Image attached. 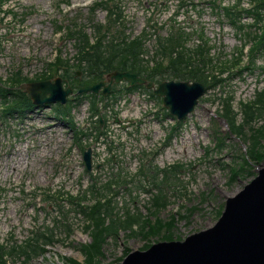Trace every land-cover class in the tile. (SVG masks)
Wrapping results in <instances>:
<instances>
[{"label": "rangeland", "instance_id": "374dc122", "mask_svg": "<svg viewBox=\"0 0 264 264\" xmlns=\"http://www.w3.org/2000/svg\"><path fill=\"white\" fill-rule=\"evenodd\" d=\"M106 1L110 8L121 5L124 10L120 23L113 24L114 33L118 30L116 36L130 41L143 31L152 38L151 33L167 37L171 32L181 34L187 30L190 34L182 36L181 41L182 47L189 48L184 52L186 57L196 59L191 52L205 41L216 64L220 59L227 61L223 73L221 69H209L216 75L223 74L220 76L226 82L208 91L178 127L174 117L166 115L161 98L156 99L158 108H148L147 93L142 92L109 102L100 108L99 115L107 121L103 125L107 134L104 140L82 137L76 141L71 131L72 122L79 126L87 117L88 101L63 107L73 108L68 121L60 119L53 105L37 115H15L6 120L0 111V240L5 264H88L83 246L94 242L88 227L98 217L85 215L84 209L76 206L78 201L69 199L71 194L84 196L85 205L102 203L105 208L101 218L108 225L113 221L124 224L116 236L106 239L103 255L93 263L123 264L132 252L147 251L148 246L161 242L184 241L213 228L227 200L240 194L263 167L264 160L253 155L255 132L251 128L264 130V112L248 124L251 112L242 109L241 103L253 102L255 94L264 90V52H258L257 64L246 63L242 73L245 63L228 69L235 62L231 55L243 44L248 46L246 34L253 31L246 27L240 35V25H233L219 9L237 5L235 0H0V78L6 80L13 72H20L22 77L34 79L46 72L47 64L57 54L71 60L72 70L78 71L81 78L82 72L75 68L78 42L69 34L82 30L94 38L96 25L108 26L106 9L93 10L95 4ZM182 2L185 5L180 8ZM159 5L165 14L155 8ZM241 8H245L243 2ZM175 11L180 14L177 23ZM157 23L163 27L157 28ZM155 46L151 40L146 56H140L148 70L153 69L151 52ZM136 60L130 57L128 64ZM62 74V70L56 71L52 80L62 78ZM229 97L241 133L233 129L229 118L224 119V100ZM132 117L138 118L127 122ZM173 126V140L166 144ZM223 139L225 144L219 148ZM260 142L258 152L264 154V138ZM81 146L93 150L90 172L85 171ZM177 165L182 168L175 172L173 167ZM170 167L172 179L165 184L164 172ZM44 175L48 178L43 179ZM109 183H113V192L105 190ZM160 188L168 206L158 217L165 223L172 217L175 223L170 231L147 236L145 224L150 230L148 221L155 222V212L160 210L152 207ZM164 201L160 199V203ZM130 216H141L142 222L130 227ZM37 233L52 238L51 243L41 239L38 245L46 250L37 255L29 251L28 258L21 251Z\"/></svg>", "mask_w": 264, "mask_h": 264}, {"label": "trees", "instance_id": "16d2710c", "mask_svg": "<svg viewBox=\"0 0 264 264\" xmlns=\"http://www.w3.org/2000/svg\"><path fill=\"white\" fill-rule=\"evenodd\" d=\"M243 0H238L237 5L233 6H219V9L225 13V16L230 18V21L233 25L237 24V21H241L243 16L251 17L254 20V25L251 26L254 30L250 34H246V37L249 40V46L244 44V46L239 50L237 54H233L232 58L234 59V63H231L232 67L228 69L233 70L235 66H240L242 63H245L243 67H241L240 73L246 68V62L242 60L245 54L251 58L249 64L247 66L257 64L255 62V58L258 52H264V0H247L249 1V5L251 9L242 10L241 2ZM97 8H105L109 15V25L98 24L95 26V37L92 38L87 35L84 31L79 30L75 32H71L69 37L75 38L77 40L76 51L78 63L76 64V69L81 71L83 76L80 78L78 71L72 70L71 60H66L63 58V55L57 57L56 62L47 65V72L41 76H38L34 79H28L27 77H22L20 72L13 73L12 77L9 79L11 86L14 89L5 90L0 87V90H3V93H0V97L6 98L7 95H10L13 100L12 104L5 109L6 117L12 116L14 114L26 115L27 113L35 110V106L32 103L30 96L26 93L25 89L22 86L25 83H30L33 81H41L46 79H52L54 77V73L56 71H63L62 78L63 83L66 87L71 86L75 92L79 90L81 86H91L102 81H106V78L114 71L121 72H131L133 74H137L138 76L147 79L148 81H153L156 84L162 83L164 81L178 80V81H191V82H200L204 84L206 87H218L220 84H223V79L220 75H216L215 73H211L209 71L210 68L213 69H221L222 73L225 72L226 68H222L227 65V61L223 62L222 59L218 61L216 64L215 60L210 58L211 51L209 47H202L192 51L193 56L196 59H192L186 57L185 51L189 52V48H185L181 46L182 36H185L187 32L179 33L177 31L171 33L169 38H160L159 39V55L163 60H156L155 68L152 70L146 69V67L142 63V59L140 56L144 53V41L149 38L150 34L145 32L142 36L137 37L135 39H124L123 37H118L115 35L117 31L114 33V26L119 23L123 16L119 6L109 7V3L103 2L99 4H95L94 10ZM245 27H239V34H244ZM119 40V42H116ZM206 43V42H205ZM207 44V43H206ZM182 47V48H181ZM179 53V57L175 58L174 55ZM137 57V63L128 64V58ZM165 57H168V61L165 60ZM185 62V63H183ZM226 82V80H225ZM0 84L8 87L7 83L2 82V78H0ZM127 84L120 86L119 85L113 88L115 93L112 95L116 98L120 95L121 90H125ZM129 87V86H128ZM145 89V87H141ZM128 90H132L128 88ZM153 95V94H152ZM83 96L77 95L75 97L76 100H81ZM85 97V96H84ZM95 98V96H93ZM7 100V99H4ZM74 100L70 99L68 104H72ZM230 100L226 101V117L231 119L230 123L233 129L238 131V133L242 132L241 125H238L235 121V113L233 112V107L230 104ZM66 105V106H67ZM244 105V104H243ZM255 104L253 103L249 106V122H252L255 117V114L259 111H264V93L260 95L259 102L256 105L258 108H255ZM65 106L58 105L55 108L57 114L62 115L64 119L68 118L72 108H63ZM261 107V108H259ZM93 113L97 111V108H92ZM71 121V120H70ZM72 129L77 134L78 141L80 140L79 132L75 129V124L72 122ZM255 135L252 137L253 146L252 151H254L253 155L255 158H259V160H264V154H260L258 152V148L261 147L260 140L264 138V130L258 131L255 128H251ZM82 136H84L83 132H80ZM87 149V148H86ZM84 151L85 148L82 147ZM248 162V161H246ZM145 168L148 169L147 164L145 163ZM179 168H176V171ZM87 170V168H86ZM144 171H142L143 173ZM165 184L167 181L172 179V167L165 170ZM109 192H113V183L107 184L106 189ZM69 199L72 201L76 200L78 203L77 207H80V210H83V213L90 218L98 217L96 223L93 226H89L88 229L94 238V242L90 246H83V252L87 254L88 264H93L97 257L102 256L103 246L110 236H116L117 232L120 229L121 224L119 225L116 222H112L111 225L106 223V219L101 218V214L105 208L102 203H95L94 205H85L82 203L85 198L74 197L73 194L70 195ZM160 199H165L163 203H160ZM168 206V202L163 193V188H160L159 193L152 201V207L156 209H160L158 212H155V216L157 219L155 222L148 221L150 224V230H147L146 224L144 228V233L147 236H150L154 232L157 235H160L163 231H170L175 223V219H170L169 222L165 223L164 220L160 219L159 213L163 208ZM108 211L111 212L112 208H108ZM142 222V217H129L127 223L130 224V227L135 224H140ZM167 227V228H166ZM41 239H44L46 243H51L52 238L46 237L44 234L37 233L34 240L30 241L27 245L26 249H23L21 253L25 254L30 258L29 251L37 254L40 250L45 251L46 249L42 246H39L38 243ZM2 246V251L0 253V264H5V253L3 251V244L0 242ZM150 246L147 247V249ZM25 251V252H24Z\"/></svg>", "mask_w": 264, "mask_h": 264}, {"label": "water", "instance_id": "95a60500", "mask_svg": "<svg viewBox=\"0 0 264 264\" xmlns=\"http://www.w3.org/2000/svg\"><path fill=\"white\" fill-rule=\"evenodd\" d=\"M122 81L155 89V94L163 97L164 106L180 120L194 111L206 89L200 83L181 81L156 86L137 74L115 71L108 83L82 87L79 94L108 95L113 85ZM26 91L37 108L55 103L65 105L73 93L72 88L64 89L61 78L31 83ZM85 161L90 168L91 150L85 154ZM259 199H264V163L258 176L240 194L227 200L213 228L184 241L161 242L145 252H132L123 264H264V203H259Z\"/></svg>", "mask_w": 264, "mask_h": 264}, {"label": "bare ground", "instance_id": "6f19581e", "mask_svg": "<svg viewBox=\"0 0 264 264\" xmlns=\"http://www.w3.org/2000/svg\"><path fill=\"white\" fill-rule=\"evenodd\" d=\"M42 141H46V140H42ZM45 178H47V176ZM258 202L259 203H264V199H259ZM216 229H217V227L215 229H213V231H215ZM142 252H145V251H142Z\"/></svg>", "mask_w": 264, "mask_h": 264}]
</instances>
